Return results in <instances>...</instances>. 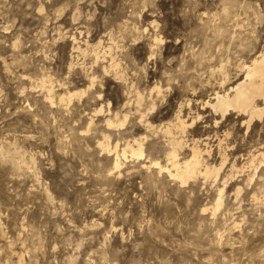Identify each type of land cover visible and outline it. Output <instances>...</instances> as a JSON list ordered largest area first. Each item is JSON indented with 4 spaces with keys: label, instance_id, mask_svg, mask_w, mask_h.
Here are the masks:
<instances>
[{
    "label": "rangeland",
    "instance_id": "374dc122",
    "mask_svg": "<svg viewBox=\"0 0 264 264\" xmlns=\"http://www.w3.org/2000/svg\"><path fill=\"white\" fill-rule=\"evenodd\" d=\"M262 49L264 0H0V264H264V112L246 128L205 106ZM179 109V159L225 154L216 181L141 168L167 166ZM139 139L145 157L108 170L98 143Z\"/></svg>",
    "mask_w": 264,
    "mask_h": 264
},
{
    "label": "bare ground",
    "instance_id": "6f19581e",
    "mask_svg": "<svg viewBox=\"0 0 264 264\" xmlns=\"http://www.w3.org/2000/svg\"><path fill=\"white\" fill-rule=\"evenodd\" d=\"M72 41L75 43L74 38H72ZM100 47H101L100 41H98L96 44H94L90 48L88 47V49L91 50L95 61H97L99 58L104 57V55L109 53V52L107 53L106 50H102V52H101ZM88 49L85 48L84 50H81L80 46H76L75 48H72V50H74L75 52H80V53H87ZM108 55L110 56V53ZM117 66L118 65L115 64L112 59H110V64L107 68L115 72L117 69ZM242 66H243L242 71H244L243 72L244 76H243L242 80L240 82H237L231 88H229L228 90H230V92L224 91V92H226L224 94H221V93L219 94L218 92L215 93L214 97L212 98L213 102H211V101H210L211 103L206 102L205 106L210 107L212 109L211 111H213L214 114H218L222 118L225 115H228L230 112H234L238 116H244L246 118V120L243 121V124H245L246 128H248L249 125L251 124V122L253 120L260 119L263 115V112H264L263 107L261 108L260 106H258L256 104V101H258V100L264 102V49L257 52L251 58L248 65H242ZM107 68L105 67L103 69L105 73L108 72ZM118 73L115 72L116 76L119 75ZM89 80H90V82H89L90 85L87 88H91L94 78H91V79L89 78ZM39 82H40L39 85L42 88L46 89V93H45L46 101L49 104L52 103V93H53L52 90L53 89L50 88L51 87L50 85H49L50 87L49 86H47V88L45 87V84L47 82L46 79H42ZM82 91L83 90H81V92H76V91L72 92V93L67 92L65 95L60 96V98H58V99L60 102H68L69 103L73 97L81 96L83 94ZM141 99H142L141 95L139 93H137L136 94L137 105L140 103ZM179 113H180V109L178 111V114L176 115L175 124L173 123V125H170V126L168 125L162 131L163 134L169 138L168 140H166L167 141V151H166L165 157H166L167 166H165V164L163 166L162 164L159 163V161H153L154 160L153 159L152 161L147 163V166L149 164L148 167L146 166V164L140 163L141 168H145L147 170V168L152 167V168L156 169L157 174L164 173L169 179L178 181L180 183V185H185L188 181H195L199 177L204 178V181H205V179H211V180L213 179L214 181H216V179L219 176L221 169H223V166L226 162L227 157H225V154H221L220 163H219V165L217 164L218 166L217 165L213 166V164L211 166H209L206 164V161H205L206 159H204V154L205 155L209 154L208 150H204V152H202V149H200L196 145L197 141L196 142L194 141V143L192 144V146L188 150L189 155L186 158L179 159L180 151H182L184 149V143L182 141L183 140L182 137H181V139H180V137H178V138H176V136L174 137V135L172 133V129H175V131H177L181 135V134L185 133V129L188 126H191L193 124V123H191L189 125H186L185 122L180 118ZM124 121H125V117H123V121H121L119 124L118 123H116V124H118V126H122ZM89 122H91V120H89ZM106 124L108 127L114 126V123L112 121H109V119L106 121ZM88 125H89V123H88ZM88 127H90V126H88ZM172 135H173V137H172ZM183 137H184V135H183ZM103 138L105 139L106 137H103ZM142 141H143V139L142 140L141 139L134 140L133 141V143H135L134 146L127 142L122 149H119L117 144H115L112 149H109L108 143L105 144V142H103V143L99 142L98 147H100L101 150H103V151L107 150V152L109 154L111 152L113 153L112 154L113 160H112V164H111L112 166L108 170H111V172L112 171L117 172L120 169V166L122 165L121 161L123 160V162H124V160H126L128 157L136 159V160H141L143 157H145ZM186 145H188V144H186ZM254 157H255V155H254ZM255 158L259 161V162L257 161L258 166L260 165V166L264 167V153H260ZM148 159L149 158H147V160ZM252 160H253V158H252ZM254 160L252 162H254ZM254 163H256V162H254ZM249 166L251 167V164ZM230 172H233V171L230 169ZM228 175H231V174H228ZM220 176H222V175H220ZM221 178H223V177H221ZM231 178H232V176H231ZM228 179H230V178H228ZM223 180H224V178H223ZM226 181H228V180H226ZM223 186H224V183H223ZM218 191H217L218 192L217 198H216V200H214L215 203L213 202L214 205H212L213 206L212 214L216 213V211L219 210V207L223 204L222 203V196H221V194H223L222 193L223 189L218 190ZM205 210H207V209H205ZM205 210H202V211H205Z\"/></svg>",
    "mask_w": 264,
    "mask_h": 264
}]
</instances>
